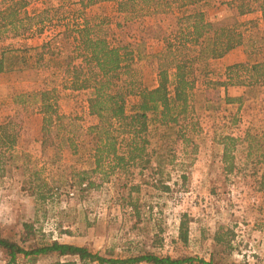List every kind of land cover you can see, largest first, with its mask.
Listing matches in <instances>:
<instances>
[{"label":"rangeland","instance_id":"374dc122","mask_svg":"<svg viewBox=\"0 0 264 264\" xmlns=\"http://www.w3.org/2000/svg\"><path fill=\"white\" fill-rule=\"evenodd\" d=\"M241 3L249 10V20H254L242 21L246 25L241 29L244 54L247 61L254 62L264 55V27L256 15L264 8V0H209L198 9L214 20L235 14ZM61 5L63 15L61 11L55 13ZM79 8L78 0H30V14L48 10L44 21L36 23L29 36L0 39V47L20 50L40 46L63 31L65 23L72 25L77 14L68 15L67 11ZM115 8V2L109 1L87 9L86 14L98 16L97 21L111 30L112 44H128L134 49L133 67L139 88L151 87L157 72V55L164 42L147 37L143 28L156 24L168 35L175 30L176 14L182 10L172 6L165 12L128 22ZM248 40L254 42L252 46L258 51L251 52ZM53 72L27 67L0 74V122L14 117L16 112V120L22 122L11 170L0 178V237L25 248L52 242L76 245L106 258L125 259L150 252L162 257L213 259L215 264H264V86L245 84L250 88L239 101L228 103L226 99L231 97L222 84L237 86V80H247L245 74L229 76L223 71L213 80L208 74L199 78L197 128L188 146L176 139L175 127H151L143 160L147 159L148 164L129 167L127 174L114 173L105 180L97 173L91 177L95 187L87 189L85 185L78 186L77 173L89 168L90 145L84 132L96 120L88 114L87 92L63 89L62 73ZM53 84L58 91L57 111L73 124L68 130H74L76 153L64 143L68 135L65 130L53 132L55 145L41 150V115L36 106L30 104L23 110L15 104V96ZM139 102L138 95L128 98L127 112L139 110ZM225 136L238 140L232 152V174L225 173L221 159V140ZM26 169L36 171L52 192L45 194V202L23 189L29 173ZM129 186L138 187V192L131 194V203L127 197ZM163 186L170 191L163 192ZM181 214H186L189 222L186 245L178 239ZM24 224L32 226V234L25 232ZM227 230L233 233L229 244L217 245L213 240L215 233L224 234ZM57 259L39 258L36 264H51ZM61 261L79 264L69 257ZM0 264H5L1 250ZM16 264L29 262L19 258Z\"/></svg>","mask_w":264,"mask_h":264},{"label":"trees","instance_id":"16d2710c","mask_svg":"<svg viewBox=\"0 0 264 264\" xmlns=\"http://www.w3.org/2000/svg\"><path fill=\"white\" fill-rule=\"evenodd\" d=\"M114 1L116 12L123 15L128 22L146 15H154L169 10L172 6L182 10L176 18V28L167 35L159 25L143 28L146 36L153 40H162L164 47L157 55L156 76L157 85L152 89L139 88L133 67L134 49L128 44H112L111 30L104 28L103 22L97 21L96 15L86 14V10L103 2ZM209 0H78L79 10L68 9V15H75L72 25L65 23L64 30L58 32L48 41L34 48L8 50L0 47V74L10 73L18 69L43 68L62 73L61 86L72 92H87L88 114L96 120L84 132L89 138V168L77 173L79 187L94 188L91 177L101 174L103 180L114 173L127 174L129 167H139L145 162L147 134L149 124L162 127L176 128V139L188 146L191 135L197 128L196 115V86L199 78L206 73L199 72L195 64L199 60L216 59L228 51L244 44V33L241 30L245 23L238 17L249 12L247 6H237L235 14H230L210 20L199 6ZM30 0H0V39L7 36L12 38L31 35L36 23H42L48 10L39 14H30L27 7ZM264 24V8L261 9ZM65 13L62 5L55 13ZM79 17V18H77ZM60 23V22H59ZM120 26V24H116ZM41 29L37 28L40 33ZM249 41V40H248ZM251 52L258 51L252 46ZM255 45V44H254ZM260 50V49H259ZM34 54L31 55L30 52ZM31 63L28 64V61ZM247 67V66H246ZM245 66H235L229 69L239 71ZM249 74L250 86H264V60L256 61L244 69ZM223 85V84H222ZM138 95L139 110L127 112V99ZM17 107L32 104L41 115L40 148L45 150L54 146L53 132L67 131L64 143L77 152L73 140L72 122L57 111L58 91L53 84L44 85L30 93H21L14 97ZM228 103L239 99L227 98ZM14 117L0 122V178L11 170L13 150L17 145L22 122ZM69 119L67 123L65 120ZM58 135V134H57ZM190 135V136H189ZM238 140L225 136L221 140L223 153L221 156L226 174H232L234 167L233 149ZM251 151L252 144L248 145ZM144 165V166H145ZM144 166H140L144 169ZM27 176L23 189L39 201L45 202L46 195L52 192L39 179L36 171L26 169ZM128 186V185H127ZM165 193L170 191L168 186L161 187ZM132 192H138L137 186H129L127 197L131 203ZM129 207L136 210L133 204ZM188 219L181 214L178 226V239L183 244L188 243ZM27 234H32L33 228L23 225ZM233 233L227 230L224 234L215 233L213 240L217 245L229 244ZM0 250L5 255V264H16L21 258L36 264L39 258L56 256L51 264H76L61 261L62 258H74L79 264H215L213 259L205 261L191 256H159L144 252L138 256L125 259L106 258L93 253L86 247L52 242L50 244L25 248L15 241L0 237Z\"/></svg>","mask_w":264,"mask_h":264},{"label":"crops","instance_id":"0c3cea01","mask_svg":"<svg viewBox=\"0 0 264 264\" xmlns=\"http://www.w3.org/2000/svg\"><path fill=\"white\" fill-rule=\"evenodd\" d=\"M104 4H105V2L97 4L95 6H100V5H104ZM177 15L178 14H176V16ZM256 15H257V17L260 18L259 25H261V23H262V26L264 27L261 13L256 14ZM249 16L250 15H248L246 13V14L238 17V19H239L240 22H242V21H254V20H249V19H251V18H249ZM243 23H245V22H243ZM250 23H252V22H250ZM161 51H162V49H161ZM261 60H264V55L263 56L261 55V57H259L256 61H261ZM256 61H254V62H250L249 60L247 61V57L244 54L243 47L239 46V47H235V48L231 49L230 51H228L226 54H224L220 58L199 60V62L202 63V64L201 65H196L195 64V67L198 69L197 73H199V72L206 73L209 76V80H213L212 77L217 75L219 72H223L224 71L225 73L229 74V69L231 67L242 66V65L245 66V67L247 66L246 68L249 69V66L251 64L255 63ZM246 68H244V69H246ZM244 69L241 70L242 72L239 71V74H241V75L245 74L246 75L245 79H247L246 81L242 82L240 80H237V83H238L237 86H234V85H231V84H227L225 82L223 83V85H222L223 86V90L226 92L228 97H231V98H234V99H240V97L243 95V93L248 88H250L249 86H246V85H249V84H247L248 80H249V74ZM235 71L236 70L230 72V75H233V74L236 75ZM241 79H242V77H241ZM227 82H230V80H227ZM241 83H243V84H241ZM198 84L199 83L197 82V85ZM156 85H157V76L155 74V81L153 82V85L151 87L143 86V87H141V89H143V88L152 89V88L156 87ZM254 86H256V85H254ZM156 126H159V125L155 124V125L149 126V132H150L151 127H156ZM88 157L90 159V155H88Z\"/></svg>","mask_w":264,"mask_h":264}]
</instances>
